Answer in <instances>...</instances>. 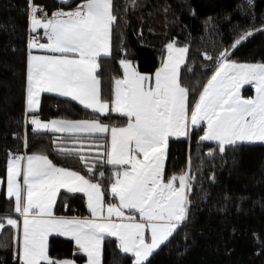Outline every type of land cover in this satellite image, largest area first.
Instances as JSON below:
<instances>
[{
  "label": "snow or ice",
  "instance_id": "6c2138e0",
  "mask_svg": "<svg viewBox=\"0 0 264 264\" xmlns=\"http://www.w3.org/2000/svg\"><path fill=\"white\" fill-rule=\"evenodd\" d=\"M112 2L84 0L74 10L58 11L47 18L43 9L29 0L31 31L43 29L48 41L38 43L33 39L29 47L52 55H29L27 111H38L41 93H55L100 115L118 113L128 122L125 127L109 129L99 120H30L34 131L74 137L78 147L61 146L59 150L78 155L89 174H95L96 163L88 161L96 158L83 155L85 140L81 137L110 132V146L92 141L88 147L104 149L103 162L114 169L110 191L119 203L106 204L100 183L77 171L57 167L46 155L12 157L7 165V197L14 199V210L22 218L17 253L20 264H73L50 258L51 235L73 240L87 257V264H102L106 237H115L119 249L131 255L134 264H146L187 218L192 177L185 172L165 181L169 138L187 136L190 125L203 122L206 130L200 139L216 142L221 152L226 145L264 143V63L231 62L227 50L221 53L214 74L191 111L188 89L180 82L187 48H176L174 44L167 45V58L154 74V81L131 62L122 60L123 78L114 79L113 99L111 103L102 100L97 71L99 58L111 54V31L116 22ZM251 35L248 32L241 36L233 47ZM245 84L255 87L254 98L240 95ZM61 189L68 194L83 193L91 218L56 216L54 208ZM6 224L12 229L19 226L18 220L10 217ZM4 227L0 222V230Z\"/></svg>",
  "mask_w": 264,
  "mask_h": 264
},
{
  "label": "trees",
  "instance_id": "16d2710c",
  "mask_svg": "<svg viewBox=\"0 0 264 264\" xmlns=\"http://www.w3.org/2000/svg\"><path fill=\"white\" fill-rule=\"evenodd\" d=\"M49 14L74 10L84 0H32ZM116 22L111 31V54L99 58L97 76L102 100L111 103L114 79L123 77L121 61H130L141 74H154L163 64L167 45L186 47L182 84L193 107L208 79L228 51V60L238 64L264 63V0H113ZM29 0H0V179L14 156L46 155L54 165L74 170L101 184L105 202L118 203L110 191L114 169L103 162L92 141L109 146L110 135L82 136L83 155L95 162L89 174L78 155H67L61 146L72 148L68 134L37 132L27 119L43 121L99 120L111 127H125L127 118L114 113L100 115L66 97L43 94L37 112L27 111V73L30 54ZM252 35L233 47L241 36ZM41 42V41H40ZM211 57L207 59L205 57ZM190 139L169 141L165 179L185 173L192 177L187 218L155 251L146 264H264V145L225 146ZM211 153V154H210ZM104 176L100 177L99 173ZM14 199L0 192V264H20L16 229L6 218L20 220ZM56 216L85 218L90 215L83 194L61 191L54 208ZM48 252L54 261L87 260L73 240L52 236ZM103 264H134L114 238L103 245Z\"/></svg>",
  "mask_w": 264,
  "mask_h": 264
},
{
  "label": "rangeland",
  "instance_id": "374dc122",
  "mask_svg": "<svg viewBox=\"0 0 264 264\" xmlns=\"http://www.w3.org/2000/svg\"><path fill=\"white\" fill-rule=\"evenodd\" d=\"M65 12H67V11H65ZM171 44H173V43H171ZM174 46L176 47V48H186V47H180V46H177V45H175L174 44ZM167 55H168V50L166 51V55H165V59L167 58ZM187 56H188V50H187V53H186V57H185V62L181 65V67H180V82H181V84H182V68L184 67V65H185V63H186V60H187ZM165 59H164V61H165ZM128 62H130V61H128ZM164 63V62H163ZM131 64H132V62H131ZM253 64H255V63H253ZM133 65V64H132ZM163 65V64H162ZM161 65V66H162ZM134 66V65H133ZM161 68V67H160ZM159 68V69H160ZM158 69V70H159ZM157 70V71H158ZM156 73V72H155ZM154 73V74H155ZM154 74H151V75H149V74H143V75H147V76H150V77H153V81H154ZM214 74V73H213ZM123 78V77H122ZM182 86H183V84H182ZM240 95L242 96V97H244V98H254L255 97V95H256V91H255V87L253 86V85H251V84H245V85H243V87L240 89ZM198 100H199V98H198ZM198 100H197V102H198ZM188 103H189V109H190V111H191V109L194 107H192L191 106V104H190V100H189V94H188ZM114 114H117V115H119L118 113H114ZM39 119V118H38ZM39 120H41V119H39ZM42 122H44V123H48V122H46V121H43V120H41ZM51 121H53V120H51ZM50 121V122H51ZM56 121H60V120H56ZM110 129V128H109ZM206 130V124L205 123H201L199 126H195V127H193V126H189V134L187 135V136H181V137H170L169 138V141L171 140V139H178V140H181V139H190L191 138V135L194 133H201V136L204 134V131ZM41 132H48V131H41ZM107 134H109L110 135V132L109 133H107ZM200 136V137H201ZM110 140H111V138H110ZM201 140V139H200ZM169 141H168V145H167V149H166V159H165V162H164V178H165V166H166V160H167V153H168V147H169ZM201 141H203V140H201ZM203 142H208V143H216V142H214V141H203ZM238 144H258V145H264V143H260V142H256V143H238ZM109 146H110V142H109ZM226 146H229V145H226ZM188 174H189V172H188V170L186 171ZM21 181H22V177H21ZM165 181H166V179H165ZM3 190L5 191V193H6V195H7V176H6V179L5 180H3V179H0V192H3ZM62 191H64L63 189H61ZM79 194H83V193H79ZM84 195V194H83ZM188 195H189V193H188ZM85 196V195H84ZM86 197V196H85ZM57 199H58V197H57ZM86 203H87V197H86ZM118 203H119V201H118ZM117 203V204H118ZM187 207H188V205H187ZM90 212V211H89ZM55 213V212H54ZM59 217V216H58ZM66 218H68V217H66ZM77 218V217H76ZM85 218H91V213H90V215L88 216V217H85ZM85 218H80V219H85ZM18 222H19V226H18V229H16V232H17V238H18V236H19V234H20V232L22 231V220H18ZM183 223V222H182ZM177 230V229H176ZM174 234V233H173ZM52 236H57V235H51L50 237H49V239L52 237ZM59 237H63V238H67V237H64V236H59ZM146 237L148 238V239H150V234H146ZM106 238H114V239H116L115 237H106ZM105 238V239H106ZM170 238V237H169ZM49 239H48V246H49ZM68 239V238H67ZM19 241V240H18ZM168 241V240H167ZM166 241V242H167ZM165 242V243H166ZM164 243V244H165ZM103 245H104V242H103ZM103 245H102V255H103ZM163 245V244H162ZM161 245V246H162ZM160 246V247H161ZM159 247V248H160ZM158 248V249H159ZM157 249V250H158ZM156 250V251H157ZM154 253V252H153ZM48 254H49V252H48ZM87 258V257H86ZM68 261H72L73 262V264H77V262L75 261V260H73V259H67ZM101 260H102V264H103V258H102V256H101ZM64 261V260H63ZM84 264H87V260H86V262L84 263Z\"/></svg>",
  "mask_w": 264,
  "mask_h": 264
},
{
  "label": "crops",
  "instance_id": "0c3cea01",
  "mask_svg": "<svg viewBox=\"0 0 264 264\" xmlns=\"http://www.w3.org/2000/svg\"><path fill=\"white\" fill-rule=\"evenodd\" d=\"M60 1H61V0H60ZM56 12H58V11H55V12H53L52 14H49V16H48L47 18H51V16H52L54 13H56ZM30 32H31V34H34V33H36V32L41 33V35L43 36V40H42L41 42H38V43H47V42H48V41H47V38L44 36V30H43V29H37L36 32H32V31H31V22H30ZM30 41H31V40H30ZM29 49H30V53H31V55H35V56H40V55H52L51 53H48V52H46L45 50H41V49H39V48H30V47H29ZM29 55H30V54H29ZM101 57H102V56H101ZM28 62H29V58H28ZM43 94H51V95L59 96V95H57V94H55V93H41L39 99L41 98V96H42ZM66 98H68V97H66ZM69 99H70V98H69ZM76 102H77V101H76ZM39 106H40V104H39ZM33 117H36V116H31V117H29V118L27 119V122H28V124L31 125V126L33 127V129H34V126L30 123V120H31ZM36 118H38V117H36ZM46 122H50V121H46ZM75 122H78V121H75ZM48 132H50V131H48ZM61 134H63V133H61ZM22 156L27 157L26 155H22ZM61 191H62V190H61ZM18 217H19V216H18ZM68 218H76V217H68ZM20 220H22L21 217H20Z\"/></svg>",
  "mask_w": 264,
  "mask_h": 264
},
{
  "label": "built area",
  "instance_id": "2783aa9c",
  "mask_svg": "<svg viewBox=\"0 0 264 264\" xmlns=\"http://www.w3.org/2000/svg\"><path fill=\"white\" fill-rule=\"evenodd\" d=\"M43 14H46V17H48V16H49V12H48V10H47V9H43ZM43 14H42V15H43ZM33 39H36L38 42H40V41L43 40V36L41 35V33L36 32V33H34V35H33Z\"/></svg>",
  "mask_w": 264,
  "mask_h": 264
}]
</instances>
